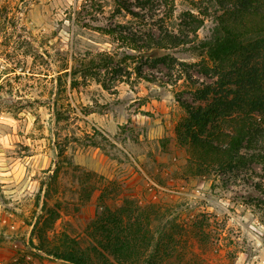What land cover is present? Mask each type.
Here are the masks:
<instances>
[{"label":"rangeland","instance_id":"374dc122","mask_svg":"<svg viewBox=\"0 0 264 264\" xmlns=\"http://www.w3.org/2000/svg\"><path fill=\"white\" fill-rule=\"evenodd\" d=\"M222 14L217 0H0V264H68L37 248L38 219L84 244L97 214L132 203L181 237L174 264H264L257 176L199 173L176 133L182 101L211 102L199 42Z\"/></svg>","mask_w":264,"mask_h":264},{"label":"trees","instance_id":"16d2710c","mask_svg":"<svg viewBox=\"0 0 264 264\" xmlns=\"http://www.w3.org/2000/svg\"><path fill=\"white\" fill-rule=\"evenodd\" d=\"M217 2L223 14L212 37L199 42L206 53L201 68L217 79L196 89L197 97L211 102L204 107L182 101L188 115L178 124L176 133L188 146L190 162L199 173L216 171L231 178L257 176L260 195L246 202L264 214V173L256 171V166L264 171V0ZM119 4L129 14H136L130 6L125 7L121 1ZM203 22L195 17L184 30L197 33ZM168 32L165 36L171 37V42H185L186 32L185 38ZM152 40L163 47L161 39ZM158 208L156 204L135 203L114 210L107 207L88 223L92 233L84 244L62 233L51 238L45 233L43 216L35 222L32 235L39 241V250L68 264H174L181 237L167 223L152 228L148 213L157 215ZM58 216L59 212L52 209L50 220ZM203 234L204 227L197 225L195 235ZM11 264L32 263L18 259Z\"/></svg>","mask_w":264,"mask_h":264},{"label":"water","instance_id":"95a60500","mask_svg":"<svg viewBox=\"0 0 264 264\" xmlns=\"http://www.w3.org/2000/svg\"><path fill=\"white\" fill-rule=\"evenodd\" d=\"M154 54H155L154 51H149V52H147V55H148V56H153Z\"/></svg>","mask_w":264,"mask_h":264}]
</instances>
